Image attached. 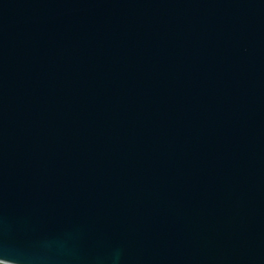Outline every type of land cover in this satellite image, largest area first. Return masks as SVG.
I'll return each mask as SVG.
<instances>
[{
	"label": "water",
	"instance_id": "obj_1",
	"mask_svg": "<svg viewBox=\"0 0 264 264\" xmlns=\"http://www.w3.org/2000/svg\"><path fill=\"white\" fill-rule=\"evenodd\" d=\"M0 262L264 264V0H0Z\"/></svg>",
	"mask_w": 264,
	"mask_h": 264
},
{
	"label": "built area",
	"instance_id": "obj_2",
	"mask_svg": "<svg viewBox=\"0 0 264 264\" xmlns=\"http://www.w3.org/2000/svg\"><path fill=\"white\" fill-rule=\"evenodd\" d=\"M0 264H6V263L0 262Z\"/></svg>",
	"mask_w": 264,
	"mask_h": 264
}]
</instances>
